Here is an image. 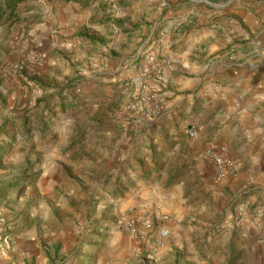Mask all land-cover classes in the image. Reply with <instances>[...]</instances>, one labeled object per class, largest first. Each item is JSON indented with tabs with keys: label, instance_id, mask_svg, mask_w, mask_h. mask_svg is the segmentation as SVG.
Returning a JSON list of instances; mask_svg holds the SVG:
<instances>
[{
	"label": "crops",
	"instance_id": "0c3cea01",
	"mask_svg": "<svg viewBox=\"0 0 264 264\" xmlns=\"http://www.w3.org/2000/svg\"><path fill=\"white\" fill-rule=\"evenodd\" d=\"M19 6L28 25L10 50L14 68L18 57L32 61L38 53L43 63L23 73L33 80L58 71L61 61L74 70V63L90 66L84 72L94 82L96 135L106 142L120 137L122 150L132 151L131 166L123 167L124 183L134 182L132 198L150 213L173 216L165 249L188 253L194 264H257L264 257V212L255 216L264 204V2L20 0ZM148 62L161 64L171 83L161 87L145 78L144 93L153 96L131 106L128 97L140 86L129 79ZM160 93L158 114L152 97ZM118 98L137 108L136 134L118 130L130 115L121 114L122 105L112 109ZM211 153L236 164V171L218 180ZM141 161L156 167H141ZM242 204L246 212L238 218L234 211ZM199 243H206L208 254L198 263Z\"/></svg>",
	"mask_w": 264,
	"mask_h": 264
},
{
	"label": "rangeland",
	"instance_id": "374dc122",
	"mask_svg": "<svg viewBox=\"0 0 264 264\" xmlns=\"http://www.w3.org/2000/svg\"><path fill=\"white\" fill-rule=\"evenodd\" d=\"M8 1L10 8L18 5L10 9ZM19 7L0 0V264H194L188 253L165 249L171 244L166 224L173 216L150 213L132 198L134 182L124 183L128 173L123 172L124 166H131L132 151L122 150L120 137L106 142L96 135L100 120L94 115V82L84 72L90 66L74 63V70L70 62L61 61L52 76L37 75L33 80L23 73L43 63L44 55L38 53L32 61L18 57L14 68L10 50L28 25L26 11ZM33 19L41 23L44 17ZM145 66L129 79L132 87L140 86L128 97L131 106L153 96L144 93L145 78H154L161 87L171 83L161 64L158 72L141 76ZM17 75L23 78L18 81ZM158 99L162 106V93ZM122 103L118 98L112 109L122 105L121 114L130 112L125 117L129 119L114 124H120L122 133L136 134L141 122L133 113L138 110ZM127 120L132 121L128 130ZM141 162V167L149 163V170L156 167ZM198 245L193 257L199 263L208 249L206 243ZM257 264H264L262 255Z\"/></svg>",
	"mask_w": 264,
	"mask_h": 264
},
{
	"label": "built area",
	"instance_id": "2783aa9c",
	"mask_svg": "<svg viewBox=\"0 0 264 264\" xmlns=\"http://www.w3.org/2000/svg\"><path fill=\"white\" fill-rule=\"evenodd\" d=\"M171 62L169 63H166L165 66H167L168 68H171ZM159 70V65L157 64H152L151 66H145L141 72H140V75L145 77L147 74H149L150 72L152 71H156L158 72ZM160 79V78H159ZM144 87V86H143ZM148 97L144 98L141 100L142 105L148 101ZM152 109H153V112L154 113H158L160 110H161V103H160V100L158 99V97L154 98L152 97ZM194 132L192 129H189L188 130V135L189 136H193ZM222 153V151H221ZM211 159L215 165V167L217 168L218 170V180H223L224 177L227 175V174H231L233 172L236 171V167L237 165L234 164L233 162H230V161H227L225 160L222 155L220 153H211ZM246 212V205H240L238 206L234 213L235 215L238 217V218H242V216L244 215V213ZM264 212V204H260L259 208L255 211V216L256 217H260Z\"/></svg>",
	"mask_w": 264,
	"mask_h": 264
},
{
	"label": "trees",
	"instance_id": "16d2710c",
	"mask_svg": "<svg viewBox=\"0 0 264 264\" xmlns=\"http://www.w3.org/2000/svg\"><path fill=\"white\" fill-rule=\"evenodd\" d=\"M14 1H15V3H19L20 0H11V2H14ZM11 5H13V4H11ZM8 8H10V1H8Z\"/></svg>",
	"mask_w": 264,
	"mask_h": 264
}]
</instances>
